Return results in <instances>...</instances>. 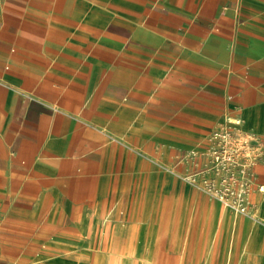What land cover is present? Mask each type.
<instances>
[{"label":"crops","instance_id":"1","mask_svg":"<svg viewBox=\"0 0 264 264\" xmlns=\"http://www.w3.org/2000/svg\"><path fill=\"white\" fill-rule=\"evenodd\" d=\"M258 187L264 0H0V264H264Z\"/></svg>","mask_w":264,"mask_h":264},{"label":"built area","instance_id":"2","mask_svg":"<svg viewBox=\"0 0 264 264\" xmlns=\"http://www.w3.org/2000/svg\"><path fill=\"white\" fill-rule=\"evenodd\" d=\"M207 169L212 172L207 191L237 213H246L251 179L239 157V149L224 136H214ZM263 190L262 187H258Z\"/></svg>","mask_w":264,"mask_h":264},{"label":"bare ground","instance_id":"3","mask_svg":"<svg viewBox=\"0 0 264 264\" xmlns=\"http://www.w3.org/2000/svg\"><path fill=\"white\" fill-rule=\"evenodd\" d=\"M262 189H264V187H262ZM138 253V252H137ZM119 256V255H118ZM147 256V255H146ZM134 263V262H133Z\"/></svg>","mask_w":264,"mask_h":264}]
</instances>
